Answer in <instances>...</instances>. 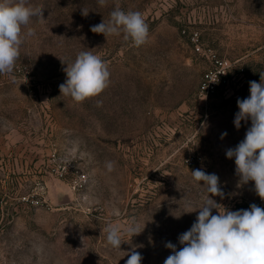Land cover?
I'll use <instances>...</instances> for the list:
<instances>
[{
	"label": "rangeland",
	"instance_id": "374dc122",
	"mask_svg": "<svg viewBox=\"0 0 264 264\" xmlns=\"http://www.w3.org/2000/svg\"><path fill=\"white\" fill-rule=\"evenodd\" d=\"M31 3L45 21L32 18L14 72L0 74V264H126L132 250L141 264H164L165 244L179 250L198 215L183 214L184 200L207 195L195 169L218 175L224 195L212 198L226 209L264 208L226 158L251 123L235 128L237 99L264 74V0ZM117 4L142 13L148 43L90 30ZM81 51L101 56L111 75L101 95L76 103L60 93L61 60ZM216 59L229 61L226 81ZM207 73L219 82L208 96ZM132 220L143 231L124 235L121 250L108 246L102 229Z\"/></svg>",
	"mask_w": 264,
	"mask_h": 264
},
{
	"label": "clouds",
	"instance_id": "9594fccd",
	"mask_svg": "<svg viewBox=\"0 0 264 264\" xmlns=\"http://www.w3.org/2000/svg\"><path fill=\"white\" fill-rule=\"evenodd\" d=\"M98 3L106 6L107 0H98ZM33 17H38L40 23L45 21L43 8L33 5L31 0H0V74L14 72L25 40L35 35V30L29 27ZM90 30L105 37L122 34L125 41L137 48L149 40V26L142 13L124 11L118 4L107 22L103 20ZM61 61L66 64L63 69L66 79L59 85L60 93L76 103L98 97L110 84L109 65L92 51L79 52L70 63ZM249 92L247 98L237 99L239 111L235 114L234 126L239 130L242 121H250V127L243 140L226 150V158H234L240 183L254 182L255 194L264 201V74H260L259 83L249 82ZM226 136L227 132L222 133L221 139ZM105 167L111 173L115 162L107 161ZM191 175L207 195L202 196L199 205L184 200L183 214L198 212V215L190 229L179 235L182 245L179 250L170 241L165 244L172 254L164 264H264V208L253 203L248 209H226L212 198L224 195L217 174L195 169ZM214 209L217 214H213ZM143 229L139 222L132 220L123 230L110 223L102 231L106 233V244L121 250L124 235L132 238ZM127 255L126 264H141L143 260L139 251L132 250Z\"/></svg>",
	"mask_w": 264,
	"mask_h": 264
},
{
	"label": "built area",
	"instance_id": "2783aa9c",
	"mask_svg": "<svg viewBox=\"0 0 264 264\" xmlns=\"http://www.w3.org/2000/svg\"><path fill=\"white\" fill-rule=\"evenodd\" d=\"M196 49L200 50L199 46L196 45ZM217 64V70L216 74L219 77L218 80H225L228 78V69L230 67L229 61L222 60V59H216ZM219 82L215 77L207 73L206 80L203 83L201 87V92L204 93L206 96H208L209 93L215 92V90L218 88Z\"/></svg>",
	"mask_w": 264,
	"mask_h": 264
},
{
	"label": "trees",
	"instance_id": "16d2710c",
	"mask_svg": "<svg viewBox=\"0 0 264 264\" xmlns=\"http://www.w3.org/2000/svg\"><path fill=\"white\" fill-rule=\"evenodd\" d=\"M242 71H245V69H244V68H242ZM258 79H260V75L258 76Z\"/></svg>",
	"mask_w": 264,
	"mask_h": 264
}]
</instances>
